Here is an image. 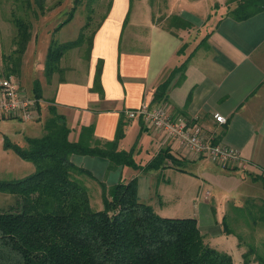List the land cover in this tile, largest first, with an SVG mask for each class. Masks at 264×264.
<instances>
[{"label": "crops", "instance_id": "obj_1", "mask_svg": "<svg viewBox=\"0 0 264 264\" xmlns=\"http://www.w3.org/2000/svg\"><path fill=\"white\" fill-rule=\"evenodd\" d=\"M170 1L167 0V5L160 8L162 13L167 12L163 19L177 15L189 23L187 28L164 27L161 21L153 19L149 6L145 19L131 20V0H113L106 16L92 34L87 58L89 65L85 67L88 71L84 75L63 77L64 74L79 71L72 68L64 70L62 76H54L53 72L50 76L44 74L41 79L30 78L27 87L30 97H33L35 80L40 83L42 91L41 99L36 100L35 112L39 111L37 104L40 101L46 106H55L70 128L68 137L72 141L77 140L82 126H92L96 139L112 140L122 118L127 123L124 137L118 142L119 149L129 150L123 141L126 134L133 131L139 138L147 135L148 145L145 147L154 151L152 157L160 150H167L182 164L190 162L188 157L183 156L184 150L174 141L156 130L150 132V125L143 118H128L125 114L126 110L136 109L143 102L154 104L152 98L156 87L188 58L183 81L168 89L163 104L174 118H185L206 129L215 127L218 140L236 150L243 158L245 168L232 165L230 167L235 168L233 172L241 169L239 172L244 171L247 177L264 176V9L237 21L228 14L227 7L225 13L215 19L210 17L208 9L202 15L193 9H174ZM231 5L234 7L233 3ZM9 39L12 41L11 37ZM34 40L27 41L18 69L11 72L5 70L4 53L0 48V79L12 77L25 94L29 93L21 86L20 80L21 75L23 78L29 75L28 59L33 55L28 51L35 45ZM48 47L49 44L47 50ZM12 49L8 48L10 51ZM16 60L14 58L13 63ZM98 67L101 93L92 89ZM31 68L33 70L34 66ZM214 113L223 115L226 123L217 124ZM7 118L1 117L0 123ZM32 120L26 121L21 131L25 138L42 135H25L26 131L38 133L43 125ZM151 134L154 135L150 137ZM194 157L211 163L195 155L192 160ZM70 160L76 166L87 169L95 178L85 180L88 188L90 182L101 181L111 186L121 180L136 178L139 199L151 205V186L139 178L148 170L132 168V172L124 174L129 166L109 169L108 160L99 156L73 154ZM166 168L176 169L170 165ZM197 226L202 233L205 232L206 227L202 230L198 223ZM218 229L222 231L220 227Z\"/></svg>", "mask_w": 264, "mask_h": 264}, {"label": "trees", "instance_id": "obj_2", "mask_svg": "<svg viewBox=\"0 0 264 264\" xmlns=\"http://www.w3.org/2000/svg\"><path fill=\"white\" fill-rule=\"evenodd\" d=\"M35 1L41 6L42 0ZM77 1H74L68 17L56 25L54 32L73 17ZM16 2L31 7L30 0ZM231 2L234 7L229 9L228 14L237 21L264 9V0ZM12 21L17 26L19 40L15 49L17 60L10 66V72L18 69L20 55L30 34L29 24L22 18ZM188 26L184 19L172 14L165 27ZM85 27H81L73 40L63 43L51 41L44 66L47 76L57 70L65 51L85 42L88 58L92 34L86 37L83 34ZM187 62L188 58L156 87L152 103L163 104L168 89L183 81ZM99 77L98 67L92 89L101 93ZM32 96L36 100L42 97L40 83L36 80ZM47 110L49 115L43 122L41 136L26 137L25 147L10 144L19 157L34 164L35 170L19 179L0 180V191L15 198L14 206L0 210V264H232L228 253L218 251L205 241L196 218L160 216L150 204L140 200L136 178L121 180L111 186L98 181L103 207L93 210L85 180L95 178L87 169L73 164L71 155L103 157L108 160L109 169L130 166L151 170L170 165L182 170L178 167L182 162L167 150H160L146 165L137 164L133 148H118L127 123L122 118L112 140L96 139L92 126H82L77 140L72 141L68 137L70 128L64 116L52 104L47 106ZM252 178L260 181L264 189V176L253 175ZM246 203L252 208L255 220L264 222V202L260 205ZM227 217L223 215L221 229L224 233H232L233 230L225 222ZM250 253L256 254L252 245L243 253L245 263L253 261L248 259ZM255 256L257 264H264V258L258 254Z\"/></svg>", "mask_w": 264, "mask_h": 264}, {"label": "rangeland", "instance_id": "obj_3", "mask_svg": "<svg viewBox=\"0 0 264 264\" xmlns=\"http://www.w3.org/2000/svg\"><path fill=\"white\" fill-rule=\"evenodd\" d=\"M16 1L0 0V48L4 53L5 70L8 71L11 69L9 66L12 65L13 59H17L18 56L16 50L19 34L12 19L22 18L29 24L28 41L32 42L35 38V45H32L28 51V54L33 55L28 59L30 61L28 63L29 75L24 78L21 75L22 80H20L21 86L29 93L27 87H29L30 78L33 76V78L41 79L45 76L42 63L47 45H50L52 40L56 43H63L75 39L83 26H86L83 30L86 37L94 34L98 28L97 25L106 16L113 0H78L73 17L56 32H54V28L68 17L75 0H42L41 6L35 0H30L31 7H28L27 4H17ZM231 1L171 0L170 2L174 9L184 8L189 11L193 9L194 12L202 15H205V9H208L210 17L218 19L227 8L233 7ZM164 5H167V0H131V20L145 19L149 6L153 19L161 21L165 27L168 18H163L167 12L162 13V9H160ZM10 37L12 41L9 39ZM10 42L12 46H10ZM87 46V42H85L79 47L65 51L59 59L58 68L53 73L54 76H62L64 70L72 68H77L79 71L68 75L64 74L63 77L84 75L88 71L85 67L89 65ZM10 47L16 50H8ZM32 66H34L33 70ZM5 75H7L6 72ZM14 78L16 77L14 76ZM26 95L31 96L30 93ZM47 117V106L40 101L39 111L34 112L31 122L42 125ZM4 121L2 124L0 123V180H15L32 173L35 166L31 161L19 157L10 145L17 144L25 147V137L21 131H23L26 121L10 118L4 119ZM148 127L150 132L155 130L151 126ZM39 128L38 133L31 134L26 131L25 135L43 134V125ZM152 135L154 134H151L150 137ZM123 142L128 146V149L133 148V158L142 166L152 157L154 151L145 147L148 145L147 135L139 138L136 132L132 131L126 134ZM6 143L8 144L6 145ZM183 150V156L188 157L190 162L178 165L182 170H178V168H176L178 171L175 168L151 169L139 177L141 182L151 186L152 200L150 203L152 208L160 216L196 218L202 230L206 227V230H203L205 231L203 232L205 241L218 251L228 253L231 256L232 264H257L255 255L258 254L264 258V222L255 220L252 208L247 207L246 201L256 202L255 205L264 202V189L261 184L251 177L244 176V171L239 172L241 169L233 172L234 170L212 161L209 164L195 157L192 160V153ZM133 169L130 166L125 168L124 174L132 172ZM100 190L98 183L90 182V206L93 210L103 207ZM14 201L15 198L12 195L0 191V210H7L10 206H14ZM224 214L228 216L225 222L227 227L233 230L232 233L220 232L218 229L222 228ZM251 245L254 246L256 254L250 253L248 259L253 261L245 263L243 253Z\"/></svg>", "mask_w": 264, "mask_h": 264}, {"label": "built area", "instance_id": "obj_4", "mask_svg": "<svg viewBox=\"0 0 264 264\" xmlns=\"http://www.w3.org/2000/svg\"><path fill=\"white\" fill-rule=\"evenodd\" d=\"M36 99L22 92L12 77L0 79V118L9 117L30 121L34 117ZM128 118L141 117L156 131L174 141L179 148L185 149L197 157L216 164L245 168L241 155L218 140V131L206 129L185 118H174L164 104L143 102L138 108L126 110ZM217 124H225L226 118L213 114Z\"/></svg>", "mask_w": 264, "mask_h": 264}]
</instances>
